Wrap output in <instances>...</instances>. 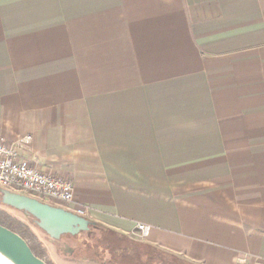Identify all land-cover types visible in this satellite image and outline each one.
I'll list each match as a JSON object with an SVG mask.
<instances>
[{"label": "crops", "instance_id": "1", "mask_svg": "<svg viewBox=\"0 0 264 264\" xmlns=\"http://www.w3.org/2000/svg\"><path fill=\"white\" fill-rule=\"evenodd\" d=\"M26 135L114 236L264 264V0H0V138ZM109 251L64 260H150Z\"/></svg>", "mask_w": 264, "mask_h": 264}, {"label": "built area", "instance_id": "2", "mask_svg": "<svg viewBox=\"0 0 264 264\" xmlns=\"http://www.w3.org/2000/svg\"><path fill=\"white\" fill-rule=\"evenodd\" d=\"M32 135L8 141L0 138V188L27 194L39 200H53L68 210L85 216L83 207H70L75 202L73 182L63 176H53L41 171L22 156V150L31 146ZM152 226L138 222L134 234L139 239L147 238Z\"/></svg>", "mask_w": 264, "mask_h": 264}, {"label": "water", "instance_id": "3", "mask_svg": "<svg viewBox=\"0 0 264 264\" xmlns=\"http://www.w3.org/2000/svg\"><path fill=\"white\" fill-rule=\"evenodd\" d=\"M1 189V202L34 218L35 224L50 238L59 240L66 234L77 235L93 224L88 218L64 207L51 205L27 194ZM0 256L10 264H49L37 256L17 232L0 224Z\"/></svg>", "mask_w": 264, "mask_h": 264}, {"label": "rangeland", "instance_id": "4", "mask_svg": "<svg viewBox=\"0 0 264 264\" xmlns=\"http://www.w3.org/2000/svg\"><path fill=\"white\" fill-rule=\"evenodd\" d=\"M0 189V195H1ZM44 202H48L51 205L62 206L60 203H56L53 200H41ZM0 207H6L0 202ZM12 214L17 215L18 217L28 221L31 225L33 231L35 232L37 239L44 245L47 255L46 258L50 260L54 264H67L64 260V256L74 255H85L86 252L83 249V243L87 242V240L94 243V245H99L100 248L105 249L107 251H113L116 247H125L132 249L135 253L138 254H145L147 257L150 258L147 264H177V261L172 259L169 256H165L161 253L156 251H152L146 249L142 246L137 245L133 241L123 239L121 237H116L114 234H111L107 230L102 227L92 228L89 232H84L79 237H70V236H63L58 241H53L49 237V235L43 231L40 227H38L32 218L26 217L20 211H16L13 209L8 208ZM70 249L71 251L67 253L66 250ZM76 251V252H75ZM109 251V252H110ZM66 252V253H65ZM69 264H81L78 262H69ZM82 264H87L83 262ZM141 264V263H140Z\"/></svg>", "mask_w": 264, "mask_h": 264}, {"label": "trees", "instance_id": "5", "mask_svg": "<svg viewBox=\"0 0 264 264\" xmlns=\"http://www.w3.org/2000/svg\"><path fill=\"white\" fill-rule=\"evenodd\" d=\"M0 202H1V195H0ZM8 208L16 210V209H14L12 207H9V206H6L5 208L4 207H0V224H2L3 226L8 227L9 229L17 232L18 234H20L28 242V244L32 248L33 252L37 256L41 257L42 259H44L49 264H54L50 260H48L46 258L47 251H46L44 245L37 239V236H36L35 232L33 231L31 225L28 223V221L18 217L17 215L12 214L11 211ZM16 211H18V210H16ZM20 212L22 214H24L26 217L32 218L34 220V218L31 215H29L28 213H26L24 211H20ZM96 227H101V226L96 224V223H93L90 226V229L87 230V231H81L77 235L66 234L64 236L79 237L84 232H89L92 228H96ZM105 230H107V229H105ZM107 231L109 232V230H107ZM51 240L58 241V240L52 239V238H51ZM83 249L86 252L85 255H78L77 254L76 256H74V255H70V256L73 257V258H76V259H82V258L93 259L96 262H99L100 259L103 258V256H104L103 254H104V252L106 250V248L105 249L100 248L99 245L98 246L94 245V243L89 241V240H87V242L83 243ZM123 250H124V248H123ZM66 251H67V253H69L71 250L68 249ZM64 257L66 258L68 256H64Z\"/></svg>", "mask_w": 264, "mask_h": 264}, {"label": "bare ground", "instance_id": "6", "mask_svg": "<svg viewBox=\"0 0 264 264\" xmlns=\"http://www.w3.org/2000/svg\"><path fill=\"white\" fill-rule=\"evenodd\" d=\"M0 264H10L6 259L0 256Z\"/></svg>", "mask_w": 264, "mask_h": 264}]
</instances>
